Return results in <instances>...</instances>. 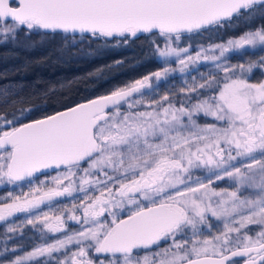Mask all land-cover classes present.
<instances>
[{"label": "snow or ice", "instance_id": "6c2138e0", "mask_svg": "<svg viewBox=\"0 0 264 264\" xmlns=\"http://www.w3.org/2000/svg\"><path fill=\"white\" fill-rule=\"evenodd\" d=\"M61 32L161 67L51 113L0 85V264H264V0H0V45Z\"/></svg>", "mask_w": 264, "mask_h": 264}, {"label": "trees", "instance_id": "16d2710c", "mask_svg": "<svg viewBox=\"0 0 264 264\" xmlns=\"http://www.w3.org/2000/svg\"><path fill=\"white\" fill-rule=\"evenodd\" d=\"M244 30L243 21H234L231 27L219 32L196 34L193 41L214 42ZM33 39L43 42L42 46L23 50L12 43L0 45V85L11 82L21 87L29 105H37L48 113L65 104L109 92L115 86L142 78L161 67L148 54L146 34L120 47L80 35L73 40L70 34L62 32ZM81 39L84 43L79 42ZM62 43L63 52L60 51ZM120 60L124 62L116 66L115 62ZM5 72L7 80L2 78Z\"/></svg>", "mask_w": 264, "mask_h": 264}, {"label": "rangeland", "instance_id": "374dc122", "mask_svg": "<svg viewBox=\"0 0 264 264\" xmlns=\"http://www.w3.org/2000/svg\"><path fill=\"white\" fill-rule=\"evenodd\" d=\"M196 34L195 33H192V34H185L183 37H182V40H181V43H180V47H186V46H189V45H191L192 46V51H193V53H194V51L199 47V46H201V45H204V46H207L208 44H210V43H218V42H220L221 40H218V41H214V42H207V43H199V42H195V41H193V39L196 37L195 36ZM229 37H231V36H229ZM229 37H226V38H224V39H227V38H229ZM240 58L239 57H236V56H234V57H232V63H236L238 60H239ZM174 66V65H173ZM158 70V69H157ZM207 69H205V68H201V71H206ZM156 71V70H155ZM152 72H154V71H152ZM152 72H150V73H152ZM149 73V74H150ZM148 75V74H147ZM255 78L256 79H260V78H262L261 76H260V73L259 72H257L256 74H255ZM183 79V77L180 75V74H176V77H175V79H173V80H171V81H169V84L167 85V86H171L172 84H175V83H177L176 81H179V83L178 84H175L176 85V87L177 88H179V87H182L183 85H182V83H181V80ZM180 85V86H179ZM166 86V87H167ZM163 91H161V93H162ZM201 122H203V121H201ZM223 186H225V185H221V187H223Z\"/></svg>", "mask_w": 264, "mask_h": 264}, {"label": "flooded vegetation", "instance_id": "af4514ba", "mask_svg": "<svg viewBox=\"0 0 264 264\" xmlns=\"http://www.w3.org/2000/svg\"><path fill=\"white\" fill-rule=\"evenodd\" d=\"M9 189L7 187H3V186H0V195H3L4 193H6ZM24 190H27V187H25ZM44 210H47L46 208ZM3 231V225L0 224V232Z\"/></svg>", "mask_w": 264, "mask_h": 264}, {"label": "water", "instance_id": "95a60500", "mask_svg": "<svg viewBox=\"0 0 264 264\" xmlns=\"http://www.w3.org/2000/svg\"><path fill=\"white\" fill-rule=\"evenodd\" d=\"M108 92H106V93H102V94H107ZM102 94H98V95H102ZM98 95H95V96H98ZM95 96H92V97H89V98H93V97H95ZM61 109V108H60ZM60 109H57V110H60ZM56 111V110H55ZM51 113V112H50Z\"/></svg>", "mask_w": 264, "mask_h": 264}]
</instances>
